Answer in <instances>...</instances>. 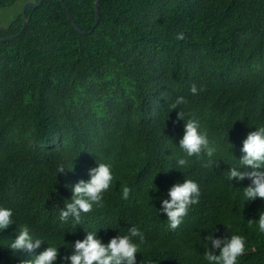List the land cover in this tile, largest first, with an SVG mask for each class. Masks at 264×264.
Returning a JSON list of instances; mask_svg holds the SVG:
<instances>
[{"label": "trees", "instance_id": "obj_1", "mask_svg": "<svg viewBox=\"0 0 264 264\" xmlns=\"http://www.w3.org/2000/svg\"><path fill=\"white\" fill-rule=\"evenodd\" d=\"M17 1L0 0V9ZM64 2L76 24L91 30L96 0ZM26 13L24 32L0 42V204L14 208L17 221L0 232V264L28 258L7 246L23 224L57 244L64 235L82 238L84 227L100 228L107 240L136 224L147 241L137 264H207L204 236L216 224L215 234H226L222 222L229 221L249 245L238 264H264V233L249 222L264 199L244 203L225 175L231 142L239 156L247 132L264 124V0H101L99 24L85 34L58 0ZM22 26L21 14L0 27V38ZM180 95L185 118L199 119L224 150L213 167L190 158L184 175L200 182L201 199L170 229L153 197L183 179L178 169L164 171L180 154L183 123L172 109ZM96 160L110 162L116 180L84 227L69 232L74 226L59 219L72 194L67 182L88 178ZM60 164L74 170L57 173ZM124 184L132 189L127 200Z\"/></svg>", "mask_w": 264, "mask_h": 264}, {"label": "clouds", "instance_id": "obj_2", "mask_svg": "<svg viewBox=\"0 0 264 264\" xmlns=\"http://www.w3.org/2000/svg\"><path fill=\"white\" fill-rule=\"evenodd\" d=\"M183 33L178 34L182 38ZM200 88L193 83L192 93H198ZM187 103L186 97L178 96L172 103V109H178V120L183 123V133L178 143L179 153L176 156V164L164 171L178 169L183 173V179H177L162 194L153 199L160 200L159 213L166 214L165 218L170 229L178 228L185 220L193 205L200 202L202 189L200 182L191 176H185L184 170L191 167L190 158L195 157L201 161L203 167H213L216 157L224 149L222 144L210 137L207 129L203 128L199 119L188 116L181 109V105ZM236 145L231 142L227 151L229 158L226 168V179L234 188H241V199L245 202L264 199V124H255V128L248 131L239 145L240 155L237 156L233 149ZM225 160L224 158H221ZM74 170V167L66 168L64 164L58 166V172ZM88 178H80L76 182H67L71 189V197L63 200V206L59 209V219L63 223H71L75 230L77 225H83L86 214L95 207L102 206L105 195L116 180L113 165L110 162L100 160L88 169ZM246 185L237 186L235 182H243ZM159 191L158 186L151 188ZM150 190V189H149ZM131 187L122 185L121 197L127 200L131 194ZM250 223L257 225V230L264 233V211L260 210L258 218H251ZM17 223L15 209L0 204V232ZM226 226V234L216 235V225L204 236L203 260L207 264H238L239 258L249 247L247 237L239 231L232 230L231 222H222ZM100 229V228H99ZM99 229L84 227L85 235L74 240L65 239L57 244L47 237L37 235L28 224L19 225L15 229V236L7 246L15 256L28 254V258H22L17 264H137V253L142 252L146 241L143 230L136 224H131L126 231H119L105 240L99 235ZM47 242V246H41ZM61 246H66L70 251L61 253ZM41 249L40 251H36ZM143 253V252H142ZM191 250L186 249L185 255H190ZM142 264V260L139 261ZM147 264H152L148 261Z\"/></svg>", "mask_w": 264, "mask_h": 264}, {"label": "water", "instance_id": "obj_3", "mask_svg": "<svg viewBox=\"0 0 264 264\" xmlns=\"http://www.w3.org/2000/svg\"><path fill=\"white\" fill-rule=\"evenodd\" d=\"M59 2H61L62 6L64 7V9L66 10V13L68 15V19L72 22V24L74 25V27L79 30L81 33H90L92 32L96 27L97 25L99 24V21H100V1L101 0H96L95 2V11H96V19H95V22L94 24L92 25V28L91 30L89 31H84L82 30L77 24L76 22L74 21V17L72 16V14L70 13V10L68 9L66 3L64 2V0H58ZM43 2V0H36V1H29L27 2L24 7H23V11H22V15H23V26L21 28V30L12 35V36H8V37H3V38H0V42H5V41H10L16 37H18L20 34H22L24 32V30L26 29V27L28 26V22H29V19L27 17V13H26V9L29 5H32L34 8L39 6L41 3Z\"/></svg>", "mask_w": 264, "mask_h": 264}, {"label": "rangeland", "instance_id": "obj_4", "mask_svg": "<svg viewBox=\"0 0 264 264\" xmlns=\"http://www.w3.org/2000/svg\"><path fill=\"white\" fill-rule=\"evenodd\" d=\"M29 1L36 0H18L14 5L0 9V27H8L16 20L22 14L24 5Z\"/></svg>", "mask_w": 264, "mask_h": 264}]
</instances>
